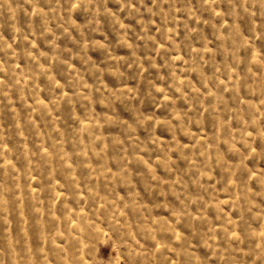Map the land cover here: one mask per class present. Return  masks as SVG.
<instances>
[{"label":"rangeland","instance_id":"374dc122","mask_svg":"<svg viewBox=\"0 0 264 264\" xmlns=\"http://www.w3.org/2000/svg\"><path fill=\"white\" fill-rule=\"evenodd\" d=\"M0 264H264V0H0Z\"/></svg>","mask_w":264,"mask_h":264}]
</instances>
